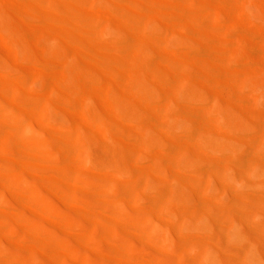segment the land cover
<instances>
[{
    "label": "rangeland",
    "instance_id": "rangeland-1",
    "mask_svg": "<svg viewBox=\"0 0 264 264\" xmlns=\"http://www.w3.org/2000/svg\"><path fill=\"white\" fill-rule=\"evenodd\" d=\"M6 99L38 133L1 123L0 264H204L202 250L217 264H254L248 250L264 262V0H0ZM5 162L28 178L34 230L16 217L22 184ZM172 198L183 229L160 245L158 204ZM244 219L246 239L231 242Z\"/></svg>",
    "mask_w": 264,
    "mask_h": 264
},
{
    "label": "bare ground",
    "instance_id": "bare-ground-1",
    "mask_svg": "<svg viewBox=\"0 0 264 264\" xmlns=\"http://www.w3.org/2000/svg\"><path fill=\"white\" fill-rule=\"evenodd\" d=\"M92 13H94V12H92ZM96 14V13H95ZM94 16V15H93ZM92 16V17H93ZM83 19V18H82ZM80 20V19H79ZM94 20V19H93ZM78 21V20H77ZM78 23V22H77ZM79 24V23H78ZM84 23H82V25H83ZM90 26V25H89ZM93 31H94V29H93ZM92 38H93V36H91ZM148 39V38H147ZM92 40V39H91ZM95 40V39H94ZM146 40V39H145ZM14 92H16V91H14ZM13 92V93H14ZM17 95V94H16ZM10 96H13V94L12 95H10ZM6 96H4V98H5ZM14 97V96H13ZM8 98V97H7ZM11 99V98H10ZM19 100V99H18ZM17 101V100H16ZM16 101L14 100V98L12 99V103L14 104V103H16ZM5 108L3 109V108H0V127H1V123H3L4 125H5V128H7L6 129V133H8V131H9V133H11L13 136H15V137H17V138H20V137H23V139L25 140V138L24 137H26L27 139H30V140H33L34 139V137L37 135V133L38 132H36V135L34 136V134H35V132H34V129H33V124H32V117H30V113H29V115H21V114H18V113H16V111H15V106L14 105H10V103H9V101L6 99V102H5ZM19 105V104H18ZM46 105V104H45ZM48 105V104H47ZM46 105V106H47ZM20 106H22V105H20ZM45 106V107H46ZM185 106V105H184ZM189 106V112H190V117H191V122H188V126L190 127V126H192V127H198V126H196V124H200V123H202L203 121H202V115L200 114V112H199V110L201 111V108L200 107H198L197 105H194V104H192V105H188ZM186 107H187V105H186ZM17 108V107H16ZM20 108H22V107H20ZM23 108H24V106H23ZM26 109H28V108H26ZM26 109L24 108V111H26ZM29 109H31V107H29ZM188 109V108H187ZM36 110V109H35ZM40 110H41V108H40ZM46 110V109H45ZM23 111V112H24ZM29 111V110H28ZM30 111H33V110H30ZM38 111V110H37ZM43 111V110H42ZM47 113H49L50 115H48V116H52L51 114L55 111V112H57L56 110H54L53 111V109L51 108V106L49 105V106H47ZM54 112V113H55ZM32 113V112H31ZM36 113H38V112H36ZM36 113H34L33 112V114H36ZM42 113H44V111L42 112ZM41 113V115H40V117L38 118L37 116V118L38 119H41L40 121H42V114ZM56 115H57V113H55ZM46 115V114H45ZM44 115V116H45ZM56 115H55V117H56ZM35 116V115H34ZM43 116V117H44ZM59 116H60V114H59ZM58 116V117H59ZM62 117V116H61ZM45 118V117H44ZM57 118V117H56ZM64 118V117H63ZM59 120V119H58ZM34 122H35V120H33ZM65 120H63V122H64ZM46 122H48V119L46 120ZM44 123V122H43ZM50 123H54V120L52 121V122H50ZM50 123H48V124H46V126L48 125H51ZM36 124V123H35ZM4 129V128H3ZM8 130V131H7ZM4 131V130H3ZM48 132V131H47ZM198 132V131H197ZM200 134V133H199ZM5 135V134H4ZM1 137V136H0ZM45 138V137H44ZM214 139H215V137H213ZM217 140V139H216ZM15 141V140H14ZM10 142V141H9ZM17 142V141H16ZM19 142V141H18ZM30 142H32V141H29V143ZM46 142V141H45ZM217 142L219 143V141L217 140ZM263 142H264V140H263ZM28 143V144H29ZM217 143V145L218 146H220V144H218ZM33 144V143H32ZM31 144V145H32ZM264 144H262V146H260L259 147V151H261V149H264ZM44 148V147H43ZM255 149V148H254ZM255 150H257V148L255 149ZM16 151H18V150H16ZM258 151V152H259ZM264 151V150H263ZM21 152V151H20ZM264 153V152H263ZM21 154V153H20ZM9 155H10V153H9ZM8 155V156H9ZM264 155V154H263ZM260 156V155H259ZM12 157V156H11ZM9 158V157H8ZM14 158H15V156H14ZM261 159V160H260ZM259 160H260V162L261 163H259V164H261L262 166H264V157H262L261 156V158H259ZM26 163V162H25ZM3 164V167L2 168H4L6 171L5 172H11V173H13V172H15L17 169H16V167L14 166V164H12V163H8V162H5V163H2ZM252 164V163H251ZM256 165L255 166V172L259 175V177H260V171H263L264 169H262L261 168V165ZM25 166H27V165H25ZM33 166V165H32ZM252 166H254V165H252ZM18 167V166H17ZM25 168V167H24ZM252 169V168H251ZM250 170V169H249ZM249 170H248V172H249ZM253 170V169H252ZM212 171V170H211ZM217 171V170H216ZM4 172V171H3ZM25 172V171H24ZM248 172H246V173H248ZM252 172H254V171H252ZM254 172V174L256 175V173ZM264 172V171H263ZM22 173V172H21ZM113 173V172H112ZM115 173H116V171H115ZM262 173V172H261ZM14 174H16V180H17V184H22V186H19L18 188L17 187H15V188H17V191L20 193V202L23 204V206H24V209L22 210V212L20 213V212H17V210H16V217L20 220V221H22L24 224H25V226L27 225L28 226V228L29 229H31V230H34V224H33V222H32V211H31V208H30V203L27 201V198L25 197V195H24V192H25V190H24V186H26L28 183H29V181H28V178L26 177V176H24V175H19V174H17L16 172L14 173ZM13 174V175H14ZM117 174H119L120 175V173H118L117 172ZM116 174V175H117ZM252 174V173H251ZM251 174H248V175H250V177L249 178H251ZM254 174H252V175H254ZM115 175V176H116ZM247 175V176H248ZM254 175V176H255ZM257 175V176H258ZM261 175H263V174H261ZM114 176V177H115ZM247 176H246V178H247ZM254 176H252L253 178H256V177H254ZM264 176V175H263ZM3 177V176H2ZM1 177V178H2ZM29 177V176H28ZM120 177V176H119ZM118 177V175H117V178H119ZM262 177V176H261ZM261 177H260V179H261ZM4 178H9V177H4ZM116 178V177H115ZM159 178H160V176H159ZM193 178H195V177H193ZM258 178V177H257ZM258 180V184L260 183L261 185H262V187L261 186H259V188H263V186H264V177H262V179L261 180ZM253 180V179H252ZM3 181V180H2ZM1 181V182H2ZM257 180H255V182H256ZM254 182V181H253ZM254 182V183H255ZM244 183V182H243ZM257 183V182H256ZM4 184V183H3ZM7 184V183H6ZM11 184V183H10ZM24 184V185H23ZM247 184V183H246ZM5 185V184H4ZM248 185H250V184H248ZM257 185V184H256ZM256 185H253V186H255V188H257V186ZM3 186V185H2ZM9 186V185H8ZM7 186V187H8ZM148 186V185H147ZM253 186H252V188H253ZM5 187H6V185H5ZM11 187V186H10ZM14 187V186H13ZM13 187L11 188V189H8V191L10 192V193H12L14 190H13ZM145 187V186H144ZM149 187V186H148ZM147 187V188H148ZM2 188H4V187H2ZM146 188V189H147ZM144 189V188H143ZM149 189V188H148ZM30 190L32 191V189H31V187H30ZM150 191V190H149ZM27 192V191H26ZM138 192V191H137ZM140 192V191H139ZM151 192V191H150ZM7 193V192H6ZM28 193V192H27ZM152 193V192H151ZM18 194V193H17ZM140 194H142V192H140ZM139 194V195H140ZM11 195V194H10ZM27 195V194H26ZM30 194H28L27 196H29ZM136 195H137V193H136ZM144 195V194H143ZM151 195V194H150ZM149 195V196H150ZM207 195H208V193H207ZM155 196V195H154ZM160 196V195H159ZM142 197V196H141ZM156 197H158V196H156ZM29 198V197H28ZM136 198V197H135ZM159 198V197H158ZM31 199V198H30ZM30 199H29V201H30ZM66 199H68V198H66ZM142 199H143V197H142ZM171 200V201H170ZM170 200H168V201H170V202H168V203H166V204H171V202L174 200L173 198L172 199H170ZM0 201H1V203L3 204V206L5 207H7L9 210H10V208H11V205H10V201H9V199L6 197V195H4V193H2L1 191H0ZM15 202V201H14ZM31 202H32V200H31ZM157 202V201H156ZM155 202V203H156ZM173 202H175L174 203V207H173V204H171L170 205V208H164V209H162V208H160V205L158 204V208L160 209V213H163L164 215H166L167 217H163L164 218V220L166 219L167 220V224H165L164 225V234H162V236L164 235V242H163V237H162V240H161V242H163V244H160V245H165L166 244V241L165 240H167V243L169 242L168 241V238H169V236L171 235L170 233L172 232H176L177 230L176 229H178L179 230V228L182 230L183 228H181V227H179V228H177V225H176V216H175V212L176 211H174V208H175V206H176V200H174ZM241 202V201H240ZM232 203H233V201H232ZM231 204V203H230ZM148 205V204H147ZM34 207V206H33ZM150 207V206H149ZM148 207V208H149ZM169 207V206H168ZM171 207H173V208H171ZM6 208V209H7ZM146 208V207H145ZM157 208V210L159 211V209ZM33 209V208H32ZM176 210H177V207L175 208ZM6 211H8V210H6ZM44 211V210H43ZM144 211V210H143ZM142 211V212H143ZM148 211V210H147ZM151 211V210H150ZM149 211V212H150ZM34 213H35V210L33 211ZM145 212V211H144ZM143 212V213H144ZM178 212V211H177ZM10 213H12L11 211H10ZM13 213H14V211H13ZM14 213V214H15ZM43 213V212H42ZM46 213V212H45ZM158 213V212H157ZM159 213V214H160ZM244 213H246V212H244ZM254 213V212H253ZM149 214V213H148ZM151 214V213H150ZM162 214V215H163ZM163 215V216H164ZM236 215V214H235ZM152 216V215H151ZM161 216V215H160ZM192 216V215H191ZM203 216V215H202ZM46 217H49V216H46ZM187 217V216H186ZM185 216L183 217L184 219L186 218ZM194 217V216H193ZM242 217V216H241ZM255 217V216H254ZM50 218V217H49ZM146 218V217H145ZM47 219V218H46ZM52 219H54V218H52ZM149 219H150V217H149ZM168 219H169V221H168ZM184 219L182 220V221H184ZM187 219H189V218H187ZM205 219V217L204 218H202L201 216H199V217H196V223L198 224H196V223H192L194 226H195V224L197 225L196 227H198V228H201V229H199L200 231L201 230H205L206 228H210V225H209V222L207 223V221L206 220H204ZM240 219V218H239ZM253 219V218H252ZM256 219V218H255ZM254 219V220H255ZM250 219H244L242 222H243V229H242V231H237L238 229H240L239 227H238V229H236V226H235V224L237 225V221H236V223L234 224L233 223V227H232V225H230L231 227H232V229H236V230H232L230 227V229L232 230V233H231V237H229L228 236V238H229V240L231 241V242H237V243H239V242H241L242 243V241H244V240H241V238H243L244 236H246L248 233H249V230L251 229L250 228V221H249ZM7 221V220H6ZM150 221V220H149ZM152 221V220H151ZM188 221V220H187ZM194 221V220H193ZM239 221H241V220H239ZM140 222H141V220H140ZM147 222V221H146ZM145 222V223H146ZM1 223V222H0ZM152 223V229L154 228V227H156L157 226V231L159 230V228H160V226L158 227V225H159V223L157 224L156 222H154V221H152L151 222ZM166 223V222H165ZM183 223V222H182ZM182 223H181V225H182ZM252 223V222H251ZM20 224H21V222H20ZM177 224H179L178 222H177ZM187 224H189L188 222H187ZM192 224H191V226H192ZM239 224V223H238ZM259 224V223H258ZM6 225V224H5ZM151 225V224H150ZM209 225V226H208ZM240 225V224H239ZM238 225V226H239ZM252 225V224H251ZM261 225V224H260ZM26 226V227H27ZM253 227H254V225H252ZM263 226H264V223H263ZM182 227H184V226H182ZM193 227V226H192ZM228 227V226H227ZM188 228V227H187ZM187 228H185V229H187ZM193 228H195V227H193ZM198 228H197V230H196V228L194 229V230H196L197 232H198ZM263 228V227H262ZM152 229H151V231H152ZM155 229V228H154ZM161 231H163V227L161 226ZM193 231L192 229H187V231ZM210 230V229H209ZM150 231V230H149ZM184 232H185V230H183ZM207 231V230H206ZM138 232H140V231H138ZM145 232V231H144ZM153 233H154V230L152 231ZM160 232V231H159ZM158 232V233H159ZM178 232H181V231H178ZM203 232V231H202ZM53 233V232H52ZM55 233V232H54ZM146 234H147V232H145ZM140 234V233H139ZM145 234V235H146ZM156 234H157V232H156ZM160 234H161V232H160ZM181 234V233H180ZM179 233H178V235H180ZM36 235H38V234H36ZM149 235H152V234H149ZM149 235H147V236H149ZM184 235V234H183ZM189 235H191L190 233H189ZM189 235H187V236H189ZM264 235V234H263ZM139 236V235H138ZM142 236V235H141ZM165 236H168V238L167 237H165ZM180 236H182V234L180 235ZM192 236V238H193V236H195L194 238H196V239H198V234L197 235H191ZM196 236H198V237H196ZM241 238H240V237ZM262 236V235H261ZM135 237V236H134ZM136 237H137V234H136ZM140 237V236H139ZM138 237V238H139ZM157 237H159V236H157ZM183 237H185V236H183ZM190 237V236H189ZM235 237V238H234ZM250 237V236H249ZM137 238V239H138ZM141 238V237H140ZM165 238H167V239H165ZM151 239V238H150ZM238 239H240L241 241H239ZM243 239H246V237H244ZM250 239V238H249ZM156 240V239H155ZM170 240H172L171 239V236H170ZM190 240V239H189ZM157 241V240H156ZM159 241V240H158ZM193 241L195 242V240L193 239ZM197 241V240H196ZM201 242V241H200ZM251 242V241H250ZM151 243V242H150ZM157 243V242H156ZM155 242H154V244H156ZM165 243V244H164ZM191 243H193V242H191ZM190 243V244H191ZM236 243V244H237ZM158 244V243H157ZM253 244V243H252ZM196 245V244H195ZM112 246L114 247V249H115V251H116V253L117 254H120L122 251H121V249H120V247L118 246V244H116L115 242L113 243L112 242ZM251 247L252 246H255V245H250ZM250 247V248H251ZM255 249H256V247H254ZM210 249H212V248H210ZM192 250H194V249H192ZM250 250H252V249H250ZM257 250V249H256ZM256 250H254V251H256ZM191 252H193V251H191ZM196 252V251H195ZM194 252V253H195ZM210 252H212V253H210ZM248 252H249V250H248ZM247 252V254H246V257L247 258H249L248 256H250L251 258H250V260H252V261H248V262H253L254 261V264H263L264 262H263V260H261V258L259 257V258H257L258 257V255H260V254H257V253H259V252H252V253H248ZM216 253V252H215ZM214 253V254H215ZM232 253V252H231ZM256 253V254H255ZM212 254H213V251H209V250H202V252H201V256H202V260H203V263L204 264H217V262H215L218 258H217V255L215 254V257L214 256H212ZM213 254V255H214ZM218 254V253H217ZM249 254V255H248ZM230 256V255H229ZM231 257V256H230ZM9 258V257H8ZM191 258H193V257H191ZM7 259V258H6ZM190 259V258H189ZM199 259V258H198ZM242 259H244V258H242ZM258 259H260V260H258ZM7 261H9V260H7ZM212 261H214V262H212ZM218 261V260H217ZM12 262H13V260H12ZM212 262V263H211ZM263 262V263H262ZM220 263V260H219V262H218V264ZM198 264H199V262H198ZM253 264V263H252Z\"/></svg>",
    "mask_w": 264,
    "mask_h": 264
}]
</instances>
